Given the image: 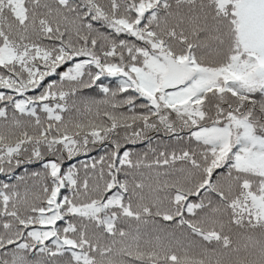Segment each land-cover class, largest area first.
<instances>
[{
  "label": "snow or ice",
  "instance_id": "6c2138e0",
  "mask_svg": "<svg viewBox=\"0 0 264 264\" xmlns=\"http://www.w3.org/2000/svg\"><path fill=\"white\" fill-rule=\"evenodd\" d=\"M0 264H264V0H0Z\"/></svg>",
  "mask_w": 264,
  "mask_h": 264
},
{
  "label": "trees",
  "instance_id": "16d2710c",
  "mask_svg": "<svg viewBox=\"0 0 264 264\" xmlns=\"http://www.w3.org/2000/svg\"><path fill=\"white\" fill-rule=\"evenodd\" d=\"M0 179H3V177H2V176H0Z\"/></svg>",
  "mask_w": 264,
  "mask_h": 264
}]
</instances>
